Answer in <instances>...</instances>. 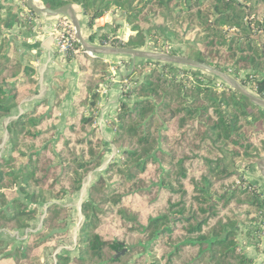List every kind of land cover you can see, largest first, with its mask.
<instances>
[{"label": "trees", "instance_id": "obj_1", "mask_svg": "<svg viewBox=\"0 0 264 264\" xmlns=\"http://www.w3.org/2000/svg\"><path fill=\"white\" fill-rule=\"evenodd\" d=\"M41 1L51 9L81 6L90 27L115 6L135 33L121 40V24L113 23L114 46L151 49V35L169 31L186 46V57L232 75L264 98V0ZM26 9L18 11L19 19L31 28ZM9 27L0 5V120L38 93L36 69L23 60ZM108 35L102 33L101 42ZM96 38L89 36L91 42ZM76 47L74 114L59 127L60 105L69 92L68 79H59L51 107L42 100L7 125L0 236L22 231L27 238L14 246V240L0 237V264H43L46 247L56 248L69 236L70 208L59 202L79 192L104 163L106 140L96 120L110 65L106 55H90L78 42ZM195 69L153 60L131 66L111 121L119 156L82 202L80 253H58L55 264H254L238 230L247 222L251 242L264 236V189L244 176L264 158V109L211 73L204 83ZM137 74L144 76L142 83ZM134 196L148 203L147 216L131 201ZM43 214L42 227L29 231ZM115 221L127 237L105 233Z\"/></svg>", "mask_w": 264, "mask_h": 264}, {"label": "crops", "instance_id": "obj_2", "mask_svg": "<svg viewBox=\"0 0 264 264\" xmlns=\"http://www.w3.org/2000/svg\"><path fill=\"white\" fill-rule=\"evenodd\" d=\"M37 1H40V3L43 4L41 0ZM0 5L2 6L3 17L7 19L10 24L7 32L19 39L23 60L35 67L36 79L38 80V93L24 99L16 108H14L11 113L14 117H11V119H15L19 114L32 109L42 100H46L48 106L51 107L54 102L56 87L59 79H68L69 92L60 105L61 116L59 127L61 128L66 117L73 115L75 112L73 99L79 92L80 70L77 60L71 57L72 55L66 56L58 49V42L53 32L57 16L37 14L35 22L31 24L32 27L28 28L25 24L20 22L18 15V11L26 9L23 4V0H0ZM74 8L81 24L82 34L90 43L100 45L104 43L100 40V35L102 33H109L106 41H108L110 37H112V39L117 37L121 40H127L131 34L135 33L132 30V26L124 19L123 14L118 11L115 6L105 15L97 18L93 27L88 26V16L84 14L82 7L74 5ZM113 23L121 24V28L119 29L116 37L113 36L110 31ZM91 33H96L97 35L95 42H91L89 40ZM105 57V59L110 60L113 64H119V62H122L119 65L110 66V70L112 71L111 76L113 78H110L109 82L112 80L114 83L103 85L100 89L101 98L96 122L101 128L104 139L111 142L114 135L111 121L115 119L119 109V101L122 96V85H120L122 83H118L119 74H117V71H120L121 73L123 70L131 67L136 61L135 59L129 57L127 58L123 55H106ZM63 59H66V61ZM1 128L0 123V132ZM9 153H4L3 156H7ZM117 156L119 155L117 154ZM106 166V164L104 166L102 165L96 169V172L94 171L95 173L93 172L92 174L96 175V173L101 172V170L104 171ZM244 176L247 182L257 185L260 189H264V177L257 165L246 169L244 171ZM79 192L67 195L59 203L70 208V200H76V196ZM81 193L80 198H87V191L86 194ZM70 195H74L75 198L72 199L71 197H68ZM240 242L243 243L244 246L242 247L245 249L247 256L253 259L254 264L264 263V236L261 241L256 243L251 242L245 234Z\"/></svg>", "mask_w": 264, "mask_h": 264}, {"label": "rangeland", "instance_id": "obj_3", "mask_svg": "<svg viewBox=\"0 0 264 264\" xmlns=\"http://www.w3.org/2000/svg\"><path fill=\"white\" fill-rule=\"evenodd\" d=\"M38 3H40V1H38ZM227 30L229 31L228 27L225 29V31H227ZM151 37H152L150 39V41L152 42V44H150L151 49H146V50L154 51V52H164V53H170V54H176L175 52H179L177 54L185 56L184 53L187 50L186 46L182 43V41L177 39V37L175 35H173L172 33H170L169 31H165L162 34V36L160 34H154V35H151ZM126 57L132 58L130 56H126ZM132 59H135V58H132ZM135 61L136 62L137 61L143 62L142 59H135ZM105 62H107L110 66L111 65H119L122 63V62H119V64L118 63L113 64L110 60H107V59H105ZM184 67H189V66H184ZM195 71L199 75L198 76L199 78H203L204 83H208L209 82L208 78L210 79V77H213L210 74V72H208V71L201 70V69H198V70L195 69ZM130 72H131V67L123 70L121 73H120V71H117V74H119V82L118 83H123V84H120V85H122L121 93H122V90H124V87H123L124 84H126L127 82H130L128 80H125V76L127 74H129ZM111 73H112V71L110 70V78L112 79L113 77L111 76ZM181 74L183 76H186V74L182 70H181ZM135 79L139 83L140 82L142 83L145 78L143 75L137 74L135 76ZM111 83H114V82L111 80V82L105 83L104 85L111 84ZM101 87H100V89H101ZM11 117H14V116L10 115L8 117L1 118V120H0L1 127H2L1 132H0V157L3 156L4 153L7 154L10 151V145H8L9 144L8 143L9 132L7 130V125L12 120ZM105 148L107 149V153L104 157L103 166L105 164L107 165L111 160L117 158L118 157L117 154L119 155V151L113 147V145L110 141H106ZM92 173H90L84 181L85 185L83 184V187H82V189L83 188L84 189L81 192H83L85 194H86V191L88 192V188L91 185V183L94 180H96L99 177V175L103 174L104 171L101 170V172L96 173V175H93ZM81 192H79V194L76 196V200H74V201L70 200L71 202H69V206H70V218H69L70 220L68 223V225L70 226V228L68 230L69 236L62 242V244H59L56 248H54L52 246L46 247L44 252L41 254V256L43 258V264H55L56 255L58 253H65V254L70 255L71 257L78 256V254L80 253V245H78V241H79L78 231L80 229L81 224L85 220V218L81 212V205H82V202L87 199V198H84V199L80 198ZM83 193H81V194H83ZM68 197H71L72 199L75 198L74 195H70ZM131 201L141 211L142 217L147 216V214L150 212L151 208L148 207V203L142 197H140V196L131 197ZM44 216H45V214H43L42 217L40 215V218L33 222V225L29 228V231L32 229L36 231L38 228H41L42 227V219ZM115 222H118L116 226L113 224H108L104 228L105 233L109 234V236H112V237H114L115 235H119V234H120V236L123 235V236L127 237V235L123 233V229L119 227V221H115ZM248 224H250V223L246 222V224L239 226V230H238L239 241H242V238L244 237V235L246 233L245 229H247V227H245V225H248ZM3 232L4 233L1 234L0 237L5 238L4 240H7V241L14 240L13 243L12 242L10 243L11 245L14 244V246L20 244L18 241L20 238L21 239L27 238V233L23 234L22 231L5 230ZM14 246L12 248H14ZM240 246H244L243 243H241Z\"/></svg>", "mask_w": 264, "mask_h": 264}, {"label": "water", "instance_id": "obj_4", "mask_svg": "<svg viewBox=\"0 0 264 264\" xmlns=\"http://www.w3.org/2000/svg\"><path fill=\"white\" fill-rule=\"evenodd\" d=\"M26 3L27 6L30 9H32L36 14H45L49 16L68 15L71 18L72 23L75 27L76 37L82 49L91 55H115V56L123 55V56H130L135 59L174 63V64L205 70L217 76L226 85L241 92L242 94L247 96L251 101H253L254 103H256L257 105L261 106L264 109V98L255 94L249 88L243 86L232 75L220 69H217L209 64L194 59H190L186 56L179 54H170L164 52H154L144 49H132V48L120 47L114 45H100V44L90 43L82 34L80 21L77 17L75 8L72 4H66L57 9H51L43 4H36L34 0H26ZM63 60L66 61V59ZM257 166L264 177V158L257 163ZM125 251L126 249H123L122 251L118 252L114 256V258L116 259L119 256L123 255Z\"/></svg>", "mask_w": 264, "mask_h": 264}, {"label": "built area", "instance_id": "obj_5", "mask_svg": "<svg viewBox=\"0 0 264 264\" xmlns=\"http://www.w3.org/2000/svg\"><path fill=\"white\" fill-rule=\"evenodd\" d=\"M26 12L27 14H29V11L27 9ZM28 18L30 19L31 23L35 22L36 17L29 14ZM252 18L253 17H250V19ZM235 30V27L229 29L230 32H233ZM53 32L58 42V49L61 53L66 56H70L74 52H77L79 50L76 47V43L78 42L76 37V30L71 18L68 15L57 16ZM150 44H152V42ZM101 45H113L112 37H110L108 41H105Z\"/></svg>", "mask_w": 264, "mask_h": 264}, {"label": "bare ground", "instance_id": "obj_6", "mask_svg": "<svg viewBox=\"0 0 264 264\" xmlns=\"http://www.w3.org/2000/svg\"><path fill=\"white\" fill-rule=\"evenodd\" d=\"M36 4H39L37 0H34Z\"/></svg>", "mask_w": 264, "mask_h": 264}]
</instances>
